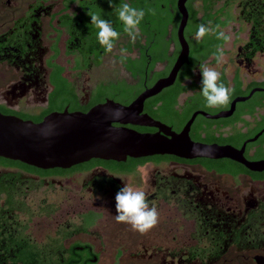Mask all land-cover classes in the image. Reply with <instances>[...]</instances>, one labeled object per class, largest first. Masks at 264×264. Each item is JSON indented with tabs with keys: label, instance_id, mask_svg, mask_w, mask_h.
Instances as JSON below:
<instances>
[{
	"label": "flooded vegetation",
	"instance_id": "flooded-vegetation-1",
	"mask_svg": "<svg viewBox=\"0 0 264 264\" xmlns=\"http://www.w3.org/2000/svg\"><path fill=\"white\" fill-rule=\"evenodd\" d=\"M121 2L146 12L135 43L118 19L115 8ZM174 2L112 0L110 7L108 0H0V105L40 114L50 105L51 93L70 94L57 101L61 109L50 112L66 107L86 112L106 99L129 104L167 76L180 51L171 41ZM89 11L120 32L112 52L99 44ZM232 11L237 20L243 15L237 6ZM244 43L232 51L224 43L223 63L214 56L188 60L171 86L144 101L143 112L149 114L148 102L161 109L163 99L180 89L176 113L152 115L179 132L195 111L217 114L228 110L236 96L264 93L252 92L264 88V63L257 62L264 48L253 55ZM202 63L221 72L223 83L240 94L231 93L225 106L208 107L200 93ZM188 69L190 75L184 73ZM245 101L237 102L228 117L198 113L191 139L240 149L264 130L256 118L264 111L241 107ZM208 131L226 139L203 141ZM243 155L264 160V132L245 144ZM14 161L0 162V264H264L258 262L264 261V170L229 158L170 154L124 161L91 158L48 169ZM126 184L144 191L158 211V223L145 233L115 219V196ZM230 251L237 256L234 263L227 261Z\"/></svg>",
	"mask_w": 264,
	"mask_h": 264
},
{
	"label": "water",
	"instance_id": "water-1",
	"mask_svg": "<svg viewBox=\"0 0 264 264\" xmlns=\"http://www.w3.org/2000/svg\"><path fill=\"white\" fill-rule=\"evenodd\" d=\"M186 1L176 2L181 16L176 29L180 51L167 76L157 79L129 104L106 99L86 112L68 111L66 107L63 111L49 112L36 122L0 111V157L48 169L68 168L91 158L124 161L127 157L170 154L187 159L229 158L250 170H264V160L250 161L243 155L245 144L255 140L264 130L246 141L240 149L229 144L194 141L189 135L190 126L198 113L214 119L228 117L234 112L237 102L249 99L254 93L236 96L228 110L217 114L195 111L179 132L143 112L144 101L171 86L181 66L188 63L189 45L184 37L188 19ZM255 90L264 88H255L252 92ZM118 112L122 115L115 114ZM127 124L157 130L141 132Z\"/></svg>",
	"mask_w": 264,
	"mask_h": 264
},
{
	"label": "trees",
	"instance_id": "trees-1",
	"mask_svg": "<svg viewBox=\"0 0 264 264\" xmlns=\"http://www.w3.org/2000/svg\"><path fill=\"white\" fill-rule=\"evenodd\" d=\"M188 12V19L186 26L184 28V37L189 45V55L188 60L191 63H194L195 59H205L210 56H216L218 47L223 46L225 43L222 39H217L215 34L206 35L200 43H197L194 39V34L197 31V25L204 23L207 24L211 21L212 26L215 27L219 25L217 31H222V29L228 26L234 19L233 7L237 6L243 10V15L239 17L238 20L243 21L248 24V39L244 43V47L250 48L253 55L261 51L264 48V0H246L241 2L233 1H217V0H187L185 3ZM237 20V19H236ZM179 21V14L176 10L174 2V14H173V37L172 42L176 45V51L178 50V41L176 37V28ZM163 56L157 57L158 60L163 59ZM194 67V65H191ZM181 69V68H180ZM181 72V70H180ZM179 72V73H180ZM185 74L190 75L191 70L184 72ZM181 80V79H180ZM177 90L172 96L164 98V105L161 109H154V103H147L146 109L149 114L152 116H158V112L161 110L162 115L169 113H176V100L180 93ZM70 93H51L50 96V105L43 110L40 114H32L24 111H14L5 106L0 105V111L4 114H14L23 119H31L33 121H40L44 115L49 113L51 110L61 109L57 101L66 99ZM240 94V93H232ZM156 96V95H155ZM253 102L248 105L251 107V110L254 111L255 107H261L264 102V93H255ZM150 101V100H149ZM245 103V102H244ZM244 103H241L240 106H246ZM236 119H232L235 121ZM263 120V117H262ZM138 131L145 132L151 130L149 127H136ZM200 135L199 132H196V136ZM224 139L221 136H215L213 132H207L203 141L211 142H222ZM0 162H13L3 157H0ZM19 165H25L20 161H14Z\"/></svg>",
	"mask_w": 264,
	"mask_h": 264
},
{
	"label": "clouds",
	"instance_id": "clouds-1",
	"mask_svg": "<svg viewBox=\"0 0 264 264\" xmlns=\"http://www.w3.org/2000/svg\"><path fill=\"white\" fill-rule=\"evenodd\" d=\"M110 7H113L112 0H108ZM118 19L123 24V31L130 38L131 42L142 36L140 24L144 19L146 12L143 9H138L131 6L127 2H121L115 8ZM153 14H154V10ZM91 17V25L98 29L97 40L99 44L105 48V51L112 52L116 42L120 38L113 24L103 18L100 14L89 11L87 13ZM219 25L213 27L211 21L207 24L201 23L197 25V31L194 34V39L197 43L206 35L215 34L217 39H222L225 42L231 40V35L224 31H217ZM123 59H126V50L121 49ZM215 59L218 63H223V48L218 47ZM202 74L201 95L206 100L207 106L219 107L225 106L230 102V95L233 89L226 86L222 81L221 72L214 67H209L207 63L199 65ZM122 115V113H115ZM115 219L118 223H127L134 230L140 233H145L153 228L158 223V211L155 206H149L147 194L144 191L134 190L127 184L121 188L115 196Z\"/></svg>",
	"mask_w": 264,
	"mask_h": 264
},
{
	"label": "rangeland",
	"instance_id": "rangeland-1",
	"mask_svg": "<svg viewBox=\"0 0 264 264\" xmlns=\"http://www.w3.org/2000/svg\"><path fill=\"white\" fill-rule=\"evenodd\" d=\"M222 31L231 35V40L228 42H225V47L229 48L230 51H232L236 45L242 44L246 41L247 34H248V25L243 21L236 20V18H235L228 26L224 27L222 29ZM263 61H264V56H258L257 57V62L259 64H261V63L263 64L264 63ZM262 66L264 68V65H262ZM252 98H254V96H252ZM252 98L245 101L244 104L250 105L253 102ZM260 117L261 118L263 117V120L261 121V123L264 122V116H262L261 114L258 113L256 115V118H260ZM261 123L257 122V124H259V125ZM236 259H237V256L236 255L234 256V252L230 251L227 254V261L228 262H230L232 260V262L234 263V261L236 262ZM222 264H226V263L223 262Z\"/></svg>",
	"mask_w": 264,
	"mask_h": 264
},
{
	"label": "crops",
	"instance_id": "crops-1",
	"mask_svg": "<svg viewBox=\"0 0 264 264\" xmlns=\"http://www.w3.org/2000/svg\"><path fill=\"white\" fill-rule=\"evenodd\" d=\"M264 111V102H263V105L261 106V110H259V112H263ZM264 116V115H263ZM259 120H262V118L260 117Z\"/></svg>",
	"mask_w": 264,
	"mask_h": 264
}]
</instances>
